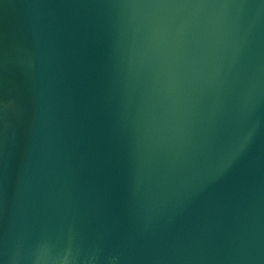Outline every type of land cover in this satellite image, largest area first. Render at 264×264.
Wrapping results in <instances>:
<instances>
[{"label":"water","instance_id":"obj_1","mask_svg":"<svg viewBox=\"0 0 264 264\" xmlns=\"http://www.w3.org/2000/svg\"><path fill=\"white\" fill-rule=\"evenodd\" d=\"M0 264H264V0H0Z\"/></svg>","mask_w":264,"mask_h":264}]
</instances>
